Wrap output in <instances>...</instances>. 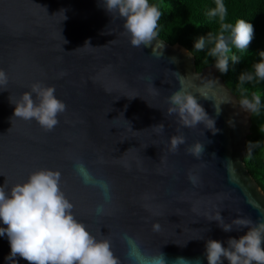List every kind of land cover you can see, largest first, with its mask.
Listing matches in <instances>:
<instances>
[{
    "label": "water",
    "instance_id": "1",
    "mask_svg": "<svg viewBox=\"0 0 264 264\" xmlns=\"http://www.w3.org/2000/svg\"><path fill=\"white\" fill-rule=\"evenodd\" d=\"M0 69L9 78L0 91V186L10 191L35 171L59 170L77 220L98 240L110 239L122 264H130L125 234L144 253L161 252L166 264H208V239L227 247L248 230L225 232L209 219L218 213L226 223L264 219V189L244 161L252 114L241 110L214 65L197 70L183 44L158 35L149 47H133L123 20L112 18L101 0H0ZM174 72L184 76L183 87L215 120L217 133L203 124L182 127L175 114L166 115L167 97L180 89ZM36 82L55 86L67 105L52 132L13 118L11 100ZM214 104L221 106L218 116ZM161 123L158 134L152 127ZM174 135L186 137L176 153L168 150ZM198 141L205 147L200 160L186 152ZM78 160L111 186L103 215L95 213L103 195L82 182ZM10 252L7 236L0 237V264H9ZM16 264L28 262L17 257Z\"/></svg>",
    "mask_w": 264,
    "mask_h": 264
},
{
    "label": "clouds",
    "instance_id": "2",
    "mask_svg": "<svg viewBox=\"0 0 264 264\" xmlns=\"http://www.w3.org/2000/svg\"><path fill=\"white\" fill-rule=\"evenodd\" d=\"M101 3L112 18L123 20L124 34L130 38L133 47H149L157 39L162 13L156 4H150L149 0H101ZM208 16L218 18L219 33L199 37L194 42V49L203 51L207 45H211L207 55L215 59V68L221 74H226L230 61L232 64L240 62V58L233 54V47L241 53L248 50L254 39V26L244 19L237 20L234 25L226 22L228 9L224 0H215V8L208 12ZM64 43L67 41L64 40ZM85 46L90 44L86 42ZM187 54L191 56L190 52ZM259 57L260 61L253 65V72L240 75L242 89L245 83L264 82V51L259 52ZM63 75L65 73H61ZM176 75L180 89L167 97L169 107L166 115L175 114L182 127L195 128L203 124L213 134L217 133L219 130L215 127V120L208 115L197 97L183 87L184 76ZM8 83L6 71L0 69V91L7 90ZM152 88L158 91L153 84ZM55 92V86L33 83L31 91L24 92L15 102L11 100L15 104L13 118L35 120L45 132L54 131L59 124L58 117L67 110L66 103L58 99ZM239 106L244 112L258 114L262 106L260 91L251 93L250 98L242 95ZM214 107L217 116L220 115L221 106L214 104ZM152 128L158 134L165 130L163 123ZM185 143L186 137L174 135L170 138L168 150L176 153ZM186 152L200 160L205 152L204 144L198 141L188 146ZM74 169L83 183L101 191L105 203L97 205L95 213L97 216L105 214V204L111 201L110 184L95 177L82 161H76ZM188 179L193 185L198 182V177L191 172ZM61 181L59 170L41 169L31 173L27 181L11 186L10 191L6 190L7 184L0 186V222L6 225L0 227V237L6 235L11 248L6 260L9 264H16L17 257L28 264H122L121 258L112 250L110 239L98 240L84 223L77 220L74 204L62 191ZM209 221H217L225 232L233 231V226L236 230H248L238 239L229 238L227 247L221 241L208 239L205 245L208 264H224L225 260L228 264H264V219L253 221L240 216L226 223L218 213ZM152 229L159 232L161 225L154 223ZM123 240L129 246L130 264H166L161 252L151 255L144 253L127 234Z\"/></svg>",
    "mask_w": 264,
    "mask_h": 264
},
{
    "label": "trees",
    "instance_id": "3",
    "mask_svg": "<svg viewBox=\"0 0 264 264\" xmlns=\"http://www.w3.org/2000/svg\"><path fill=\"white\" fill-rule=\"evenodd\" d=\"M156 4L162 15L158 22L157 33L169 43H180L193 52L196 57L197 70L215 65V59L208 56L211 45L203 51L194 49V42L209 33L218 34L220 25L218 18L208 16L215 8V0H149ZM228 9L226 22L233 25L237 20L244 19L254 26L255 35L248 50L241 53L233 47V54L240 62L229 63L226 74H219L226 84L241 99L242 95L251 97V93L260 91L262 98L261 111L252 114L251 134L247 139V151L244 161L247 168L264 189V82L259 84L245 83L243 91L239 77L242 73L253 72V65L260 61L259 52L264 51V0H224Z\"/></svg>",
    "mask_w": 264,
    "mask_h": 264
}]
</instances>
